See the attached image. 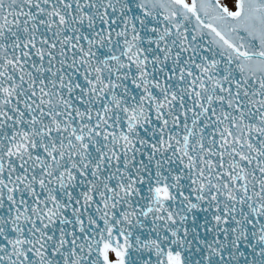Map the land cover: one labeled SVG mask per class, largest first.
<instances>
[{
  "label": "snow or ice",
  "instance_id": "snow-or-ice-1",
  "mask_svg": "<svg viewBox=\"0 0 264 264\" xmlns=\"http://www.w3.org/2000/svg\"><path fill=\"white\" fill-rule=\"evenodd\" d=\"M0 264H264V0H0Z\"/></svg>",
  "mask_w": 264,
  "mask_h": 264
}]
</instances>
